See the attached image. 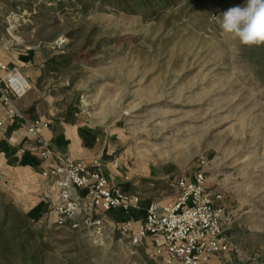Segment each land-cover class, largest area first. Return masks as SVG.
<instances>
[{
  "label": "rangeland",
  "instance_id": "1",
  "mask_svg": "<svg viewBox=\"0 0 264 264\" xmlns=\"http://www.w3.org/2000/svg\"><path fill=\"white\" fill-rule=\"evenodd\" d=\"M57 1L0 0L9 44L37 54L27 100L77 114L106 137L125 165L127 192L143 209L178 200L169 179L204 172L230 242L210 264H264V61L248 60L255 46L219 21L247 0H181L154 17ZM6 176L0 171V207L25 213L31 203L16 199L21 190ZM31 232L48 264H166L151 256V240L137 254L127 239L96 246L87 230L59 228L51 218ZM0 264H9L1 245Z\"/></svg>",
  "mask_w": 264,
  "mask_h": 264
},
{
  "label": "built area",
  "instance_id": "2",
  "mask_svg": "<svg viewBox=\"0 0 264 264\" xmlns=\"http://www.w3.org/2000/svg\"><path fill=\"white\" fill-rule=\"evenodd\" d=\"M27 88V80L19 70L0 63V99L7 117L23 122L33 141L31 152L46 165L43 176L52 177L58 189L61 202L55 208V223L59 228L90 231L96 246L127 239L133 254L151 240V256L163 257L166 264H210L214 256L230 250L222 226L224 210L208 190L204 172L167 181L171 190L179 192L176 202H153L141 222L126 220L112 225L108 220L110 212H140V199L113 185L100 172L99 160L88 164L56 154L41 135L49 124L27 120L15 104L25 96ZM114 231L119 235L117 240Z\"/></svg>",
  "mask_w": 264,
  "mask_h": 264
},
{
  "label": "crops",
  "instance_id": "3",
  "mask_svg": "<svg viewBox=\"0 0 264 264\" xmlns=\"http://www.w3.org/2000/svg\"><path fill=\"white\" fill-rule=\"evenodd\" d=\"M0 63L24 74L28 83L27 91L33 84L35 85L33 75L39 70L36 69L37 54L33 50L21 53L13 49L12 44H9V29L6 28L4 22H0ZM27 97L29 95L15 100V104L19 106L27 120H41L49 124V128L43 130L41 135L50 143L51 149L56 154L88 164L93 160H99L100 172L113 185L122 190L127 187L128 183L124 182L122 178V169L125 165L120 162L122 158H117V155H114L115 151L111 148L106 137L103 138L79 115L71 112L60 114L51 104L48 105L49 111H46L44 110V101L35 99L30 101L27 100ZM0 124H2L0 126V171L7 175L6 178L9 179L11 189L21 190L20 193L15 194L16 199L22 204L31 203L25 213H29L42 204L43 210L39 221L48 218L55 221V208L61 200L58 189L54 185V179L43 176L46 165L31 152L33 141L27 135L23 122L8 119L1 99ZM124 192L131 194L127 190ZM78 193L82 196L85 194L83 191ZM147 209L142 208L140 212H130L128 218H134L136 222H141L146 215L142 218L140 214L147 212ZM113 214H116L115 211L108 214V220L112 225L128 220V218H114ZM88 232L90 233V231Z\"/></svg>",
  "mask_w": 264,
  "mask_h": 264
},
{
  "label": "trees",
  "instance_id": "4",
  "mask_svg": "<svg viewBox=\"0 0 264 264\" xmlns=\"http://www.w3.org/2000/svg\"><path fill=\"white\" fill-rule=\"evenodd\" d=\"M181 0H77L82 10H88L95 3L114 6L126 14H143L154 17L160 12L173 8ZM216 0H194L195 3L212 2ZM62 6V1L56 2ZM71 56V55H70ZM67 59V57H64ZM70 59V57H68ZM67 59V60H68ZM248 60L264 61V46H255L248 54ZM57 62V59L54 60ZM127 190V187L123 189ZM43 210L40 204L29 213H23L11 204L0 207V245L3 252L9 257V264H14L15 259L20 264H48L43 256V244L36 242L35 234L31 232L32 224L38 222ZM134 215V213H133Z\"/></svg>",
  "mask_w": 264,
  "mask_h": 264
},
{
  "label": "clouds",
  "instance_id": "5",
  "mask_svg": "<svg viewBox=\"0 0 264 264\" xmlns=\"http://www.w3.org/2000/svg\"><path fill=\"white\" fill-rule=\"evenodd\" d=\"M219 21L223 31L233 33L241 44L264 46V0H247L243 7H231Z\"/></svg>",
  "mask_w": 264,
  "mask_h": 264
}]
</instances>
